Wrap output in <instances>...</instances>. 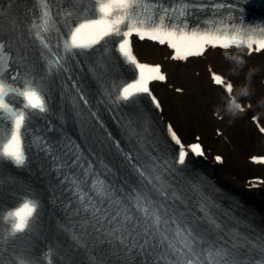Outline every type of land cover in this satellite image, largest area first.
I'll return each mask as SVG.
<instances>
[{
	"label": "snow or ice",
	"instance_id": "snow-or-ice-1",
	"mask_svg": "<svg viewBox=\"0 0 264 264\" xmlns=\"http://www.w3.org/2000/svg\"><path fill=\"white\" fill-rule=\"evenodd\" d=\"M247 2L0 0V205L18 201L0 213V264H264V229L186 172L201 145L186 149L172 124L156 135L141 100L162 110L149 85L167 77L131 39L166 44L176 61L243 49L226 57L227 76L209 68L236 117L264 106L259 70L241 58L264 54V21H246Z\"/></svg>",
	"mask_w": 264,
	"mask_h": 264
},
{
	"label": "bare ground",
	"instance_id": "bare-ground-1",
	"mask_svg": "<svg viewBox=\"0 0 264 264\" xmlns=\"http://www.w3.org/2000/svg\"><path fill=\"white\" fill-rule=\"evenodd\" d=\"M140 47L145 57L167 55L164 47L153 46L146 42ZM235 55L215 50L210 51L202 60H192L186 64L167 60L166 66L171 71L172 81L175 80V83L172 88L160 85L164 102L163 113L174 121L186 138H191L195 131H199L209 148L224 152L226 158L223 165L216 167L217 174L223 181L243 193H249L260 201L263 199L264 209V186L258 191H247L245 188L246 178L254 173L264 174V166L253 165L247 160L250 153L264 151V138L255 132L248 114L231 117L225 113L222 90L211 84L207 70V67L213 66L229 73L232 62L226 57ZM258 55L241 58L246 60L249 68L259 70L255 82L260 87L264 85V54ZM243 76L244 73H241L233 77L237 83V90L244 86ZM176 88H184V91L176 92ZM253 109L259 110L264 119V106L254 105L251 110ZM215 110L224 113L223 120L214 118L211 112ZM217 127L218 130H222L220 136L216 135Z\"/></svg>",
	"mask_w": 264,
	"mask_h": 264
}]
</instances>
